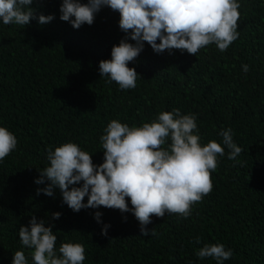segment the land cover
<instances>
[{"label": "trees", "instance_id": "16d2710c", "mask_svg": "<svg viewBox=\"0 0 264 264\" xmlns=\"http://www.w3.org/2000/svg\"><path fill=\"white\" fill-rule=\"evenodd\" d=\"M61 3L33 0L37 17L54 15L46 24L0 23V125L18 140L0 163V264H12L22 247L19 227L33 216L52 226L57 249L81 243L83 264H216L196 255L216 243L233 250L224 264H264V0H241L240 36L223 53L212 44L197 55L179 49L157 54L144 42L128 63L140 76L128 90L99 72L100 61L111 59L112 47L125 38L119 12L103 7L92 25L75 29L60 19ZM174 108L197 115L202 143L222 142L219 132L231 128L242 148L235 160L225 148L211 173L212 191L188 218L153 215L145 236L131 212L104 206L74 212L59 189L54 197L38 194L49 183L34 181L48 166L50 148L75 142L99 165L100 136L111 120L139 126ZM55 212L59 219H53ZM105 224L110 227L102 235ZM24 251L31 264L30 250Z\"/></svg>", "mask_w": 264, "mask_h": 264}, {"label": "clouds", "instance_id": "9594fccd", "mask_svg": "<svg viewBox=\"0 0 264 264\" xmlns=\"http://www.w3.org/2000/svg\"><path fill=\"white\" fill-rule=\"evenodd\" d=\"M32 3L0 0V23L24 27L32 19L46 24L55 18L43 14L37 17ZM103 7L119 12V28L126 35L112 47L111 59L100 61L99 72L122 90L137 86L140 76L128 63L138 57L144 42L157 54L179 49L197 55L212 44L223 53L240 36L241 0H62L60 19L75 29L90 26ZM249 70L247 64L242 65L244 73ZM219 135L222 142L202 143L197 115L182 114L178 108L162 110L139 126L113 119L100 136L103 163L94 164L92 153L69 141L48 150V166L34 182L40 185L49 181L37 190L38 194L54 197V190L59 189L63 202L74 212L100 206L131 212L141 234L147 236L146 226L152 223L153 215L163 217L167 212L185 219L192 215V207L212 191L211 173L217 169L219 157L225 155V148L230 160L241 154L231 128L222 129ZM17 144L15 134L0 125V163ZM52 216L59 219L61 213ZM101 216L99 211L94 214L98 223ZM109 227L105 224L101 234L107 235ZM151 235H155L154 229ZM18 236L22 247L13 254L12 264H29L24 249L30 250L31 264H83L86 259L81 243L64 242L57 249L52 226H45V221L35 216L27 226L19 227ZM196 255L224 264L233 257V250L220 243L205 244Z\"/></svg>", "mask_w": 264, "mask_h": 264}]
</instances>
